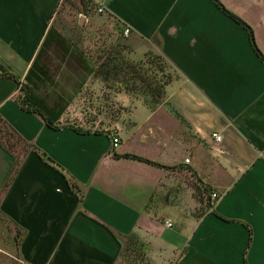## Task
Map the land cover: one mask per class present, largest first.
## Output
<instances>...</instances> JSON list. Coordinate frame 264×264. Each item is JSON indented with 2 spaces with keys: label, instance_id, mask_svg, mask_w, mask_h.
Masks as SVG:
<instances>
[{
  "label": "crops",
  "instance_id": "obj_1",
  "mask_svg": "<svg viewBox=\"0 0 264 264\" xmlns=\"http://www.w3.org/2000/svg\"><path fill=\"white\" fill-rule=\"evenodd\" d=\"M219 1L252 28L264 54V0ZM95 2L130 29L141 59L162 56L173 80L156 110L120 93L128 113L109 126L100 121L106 131L79 133L82 126L67 123L66 98L95 76L74 62L46 61L57 99L50 104L38 89L31 97L35 107L55 109L59 130L22 110L14 101L20 88L0 78V115L74 177L84 196L80 202L35 152L2 195L16 158L0 145V220L20 232L22 264H117L132 234L152 264H264V62L248 30L214 0ZM61 3L0 0V66L24 84ZM55 59L75 74L57 77L64 74L55 75ZM114 135L121 139L115 150ZM205 186L218 196L214 203L210 196L211 209Z\"/></svg>",
  "mask_w": 264,
  "mask_h": 264
},
{
  "label": "trees",
  "instance_id": "obj_2",
  "mask_svg": "<svg viewBox=\"0 0 264 264\" xmlns=\"http://www.w3.org/2000/svg\"><path fill=\"white\" fill-rule=\"evenodd\" d=\"M214 2L228 16L243 25L248 30L252 46L257 55L264 62V54L261 52L256 43L252 28L241 18L231 13L219 0H214ZM116 23L121 31V36H123L124 29L122 25L120 22ZM52 58H59L60 60H66L70 63L74 62V66L77 69L88 73V75H93L96 78H99L106 85H111L112 83L119 84L124 92L131 93L132 95H135V97L142 98L144 105L152 111L156 110L165 103L166 88L173 80V76L169 72V66L166 60L160 55L148 53L146 57L139 62H131L123 58L118 59L117 55L112 54L111 51L106 53L105 50H99L96 55L93 56L79 47L73 40L67 38L60 32V30L52 25L26 77V80L29 83H32L35 88L43 86L46 82L53 83V78L51 77L48 65L46 64V61L51 60ZM0 78L11 79L16 83L18 88H20V94L14 98V101L22 108V110L38 115L48 127L54 130H59L61 128L60 125L56 123L57 119L53 118L55 109H50L43 105V110L34 106L31 97V88L28 84L22 83L18 77L5 70L2 66H0ZM75 130L79 133H89V131L79 128H76ZM0 145L16 158L14 169L9 175L1 192L2 195L7 192L15 180L28 153L35 152L43 160H45L48 165L62 172L70 189L78 195L80 202L83 201L84 196L76 179L65 172L64 168L51 159L35 144L30 143L23 138L20 133L1 115ZM124 157L158 165L147 159L134 155H125ZM201 190V193L207 197V209L213 208V205L210 202V196L212 195L211 188L209 186H205L204 188H201ZM20 237V232L16 231L15 241L17 242L18 247L21 241ZM146 247V244L138 235H130L125 242L117 264H120L121 261L125 263L128 261L148 263L149 259L147 257Z\"/></svg>",
  "mask_w": 264,
  "mask_h": 264
},
{
  "label": "rangeland",
  "instance_id": "obj_3",
  "mask_svg": "<svg viewBox=\"0 0 264 264\" xmlns=\"http://www.w3.org/2000/svg\"><path fill=\"white\" fill-rule=\"evenodd\" d=\"M96 7L97 5L93 0H62L53 24L67 38L73 40L79 47L93 56L96 55L97 51L105 50L106 53L111 51L112 54L117 55L118 59L123 58L131 62L143 60L144 58L141 59L136 54L130 35L125 36L123 34L121 36L116 21L104 14H99ZM82 15H85L87 20L83 19ZM52 63L60 68L58 71L56 68L54 69L55 75L64 74L63 76H57L60 79L64 78L65 74H75L76 72L72 66L61 63L59 59H55ZM98 79L95 77L91 80V86L80 87L75 95L66 98L68 106L70 107L72 104L71 111L69 110L71 115L66 118L67 123L78 124L85 131H106L108 130L107 126L114 123L113 121H116L120 114H123L126 110H128L126 113L130 111L128 108H122L118 101V95L124 93L122 87L115 83L106 85L101 81L102 87L95 86L92 89L94 81ZM62 80L65 81V78ZM63 81H59V83ZM29 86L32 90L38 89L39 91L36 92L38 96L44 100L46 99L50 104L56 101V91L60 90L58 86L53 87L47 82L39 88H35L32 83H29ZM63 87L67 88V85H63ZM125 94L128 98L142 100V98L135 97L131 93L125 92ZM100 121L106 122L107 126L104 128L105 124L100 123ZM15 235L14 228L7 222L0 220V264H22ZM146 253L149 259L148 263L138 261L125 263L121 261L120 264H152L147 247Z\"/></svg>",
  "mask_w": 264,
  "mask_h": 264
},
{
  "label": "built area",
  "instance_id": "obj_4",
  "mask_svg": "<svg viewBox=\"0 0 264 264\" xmlns=\"http://www.w3.org/2000/svg\"><path fill=\"white\" fill-rule=\"evenodd\" d=\"M93 1L95 2V0H93ZM96 5H97V7H96L97 12L99 14H101V15L105 14V8H104V6H102L101 4H98V3H96ZM82 17H83V19L87 20V17L85 15H82ZM130 33H131L130 32V29H128V28L127 29H124V35L125 36H129ZM213 137H214V140H215L216 143H221L222 142V136H221V134H214ZM120 145H121V139H120V137H118L116 135L112 136V146H113V149L114 150L115 149H118L120 147ZM217 200H218V196L216 194H212L211 195V202L214 203ZM167 226L168 227H172V224L171 223H167Z\"/></svg>",
  "mask_w": 264,
  "mask_h": 264
}]
</instances>
